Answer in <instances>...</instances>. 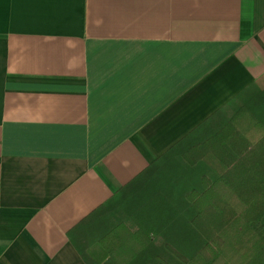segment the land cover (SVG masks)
Returning <instances> with one entry per match:
<instances>
[{
	"label": "crops",
	"instance_id": "1",
	"mask_svg": "<svg viewBox=\"0 0 264 264\" xmlns=\"http://www.w3.org/2000/svg\"><path fill=\"white\" fill-rule=\"evenodd\" d=\"M252 89L263 104L264 0H0V264H85L67 233L101 206L113 229ZM169 188L134 205L139 230L190 224Z\"/></svg>",
	"mask_w": 264,
	"mask_h": 264
},
{
	"label": "trees",
	"instance_id": "2",
	"mask_svg": "<svg viewBox=\"0 0 264 264\" xmlns=\"http://www.w3.org/2000/svg\"><path fill=\"white\" fill-rule=\"evenodd\" d=\"M260 95L229 103L191 133L200 141L183 161L203 163L214 177L203 176L202 190L187 196L196 209L191 227L203 241L189 257L167 244L157 264H264V125L260 111L251 110ZM107 219L101 206L67 236L85 264H130L144 238L124 223L107 231Z\"/></svg>",
	"mask_w": 264,
	"mask_h": 264
},
{
	"label": "rangeland",
	"instance_id": "3",
	"mask_svg": "<svg viewBox=\"0 0 264 264\" xmlns=\"http://www.w3.org/2000/svg\"><path fill=\"white\" fill-rule=\"evenodd\" d=\"M258 92H259L258 90L252 89L248 92L247 96H249V95H252V96L257 95L258 96L259 95ZM235 109L236 108H234L232 112H234ZM252 109H254V111L259 110L262 117H264V103L255 105L251 108V110ZM198 141H200V140L199 139L196 140V142H198ZM185 166L189 167L186 164H185ZM185 166H183V168H182L179 164H172V165H170V167L167 171L168 174H165V175L161 174L162 176H160V177H157L160 174L152 175V176H149L148 179H145L141 182H138L136 184V189L133 188V190H129L125 194L124 204H122L120 206V208L117 209L116 214L113 215L109 220L108 227H110V226L114 227L119 222L125 223L133 233H139L144 238V244L143 245H145V246H143L141 244V246H142V247H140L141 248L140 249L141 254L135 258V260H138L140 258L141 260L139 262H141V263L146 264V262L149 261L152 258V256H154L155 259L159 256H162V259L160 260V262L163 263L164 262L163 257H164L165 252L163 251L162 248L165 247V245H167V244H165L166 242L171 244L172 246L176 247V249L181 254L189 257V256H191L192 252H194L196 250V248L198 247V243L199 242L202 243V241H203L197 235L195 230L191 227V224L185 223L184 218H183V220L179 219V221L173 222V221H168V219L171 218V215H169L167 218V222L162 221L161 225H160V227H162L164 225H167L168 227H170L169 232L167 234H165L164 232H159L158 230L152 231L151 232L152 237H151V235H149L148 232H144L143 229L139 230L140 229L139 225H141V224L137 220V217H138L137 214L134 215L135 213H138V211H134V205L139 204L138 207L141 208V204L144 203L142 201L146 200L145 197H147L148 200H151V201L154 200L153 204L158 203V201H159L157 198L158 195H156V194L159 192L160 188L162 189L163 185L165 187H166V185H168L170 187L169 189L172 188V190L174 192L173 195H174L175 203H177L179 201L178 195L181 193V190L185 189L184 190L186 193L185 200L187 202H185V206H184V208L186 209L184 212V215L187 214L189 216V219H190L195 214L196 209L194 206H192L189 203L187 196L194 190H199V191L202 190V188H203L202 180H200V183L197 184V186H196V183L199 182V181L197 182L198 176L207 172V173H205V175L208 178H211L213 180L214 177L212 175L213 172L206 165H204L202 163L199 167H196L192 170H189L188 174H190L191 177L187 183V187H185V185L183 184L182 187H185V188L181 187V189H179L177 186V183H179L181 181V178L185 177V175H186V172H185L186 167ZM174 183L176 184L175 187H174ZM156 214L152 217L157 218ZM143 247H144V249H143ZM167 259H168V252H167ZM169 261L172 262V264H175L177 262V261L172 260V259ZM136 262H138V261H135V263ZM154 262H152L151 264L156 263V262L155 263Z\"/></svg>",
	"mask_w": 264,
	"mask_h": 264
}]
</instances>
